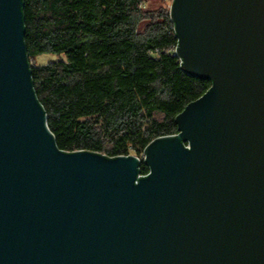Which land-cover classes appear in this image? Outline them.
<instances>
[{"label": "water", "instance_id": "95a60500", "mask_svg": "<svg viewBox=\"0 0 264 264\" xmlns=\"http://www.w3.org/2000/svg\"><path fill=\"white\" fill-rule=\"evenodd\" d=\"M23 5L0 0V264H264V0H172L212 85L143 157L57 146Z\"/></svg>", "mask_w": 264, "mask_h": 264}, {"label": "trees", "instance_id": "16d2710c", "mask_svg": "<svg viewBox=\"0 0 264 264\" xmlns=\"http://www.w3.org/2000/svg\"><path fill=\"white\" fill-rule=\"evenodd\" d=\"M146 2L24 0L34 89L60 149L140 156L212 85L182 68L170 7ZM46 53L58 58L31 62Z\"/></svg>", "mask_w": 264, "mask_h": 264}, {"label": "rangeland", "instance_id": "374dc122", "mask_svg": "<svg viewBox=\"0 0 264 264\" xmlns=\"http://www.w3.org/2000/svg\"><path fill=\"white\" fill-rule=\"evenodd\" d=\"M172 0H147L145 9H156L158 7H170ZM58 55L54 53H46L31 59V62L36 65L45 64L51 60L57 59Z\"/></svg>", "mask_w": 264, "mask_h": 264}, {"label": "built area", "instance_id": "2783aa9c", "mask_svg": "<svg viewBox=\"0 0 264 264\" xmlns=\"http://www.w3.org/2000/svg\"><path fill=\"white\" fill-rule=\"evenodd\" d=\"M140 157H143V152H142V154L140 155ZM141 175H145V174H141Z\"/></svg>", "mask_w": 264, "mask_h": 264}]
</instances>
